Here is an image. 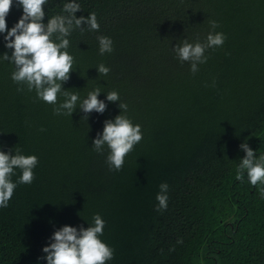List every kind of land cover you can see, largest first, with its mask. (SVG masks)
Wrapping results in <instances>:
<instances>
[{
    "label": "trees",
    "instance_id": "trees-1",
    "mask_svg": "<svg viewBox=\"0 0 264 264\" xmlns=\"http://www.w3.org/2000/svg\"><path fill=\"white\" fill-rule=\"evenodd\" d=\"M68 2L48 0L43 22L67 15ZM75 2L76 17L96 13L99 30L82 25L67 37L74 64L62 87L81 101L99 87L107 107L87 120L80 109L55 115L0 58V150L38 158L33 182L18 183L0 208V264H47L42 249L53 232L93 226L97 214L105 221L99 238L114 249L106 264H264V185L236 179L241 143L264 157V0ZM21 15L13 0L7 28ZM209 21L226 40L192 74L173 47L205 43ZM5 34L0 54L10 56ZM100 36L112 39L111 53H99ZM101 64L107 75L97 72ZM112 91L119 102L107 101ZM119 114L140 125L142 139L116 171L107 145L97 153L92 141ZM20 175L15 169L12 181ZM161 183L169 199L158 212Z\"/></svg>",
    "mask_w": 264,
    "mask_h": 264
},
{
    "label": "clouds",
    "instance_id": "clouds-1",
    "mask_svg": "<svg viewBox=\"0 0 264 264\" xmlns=\"http://www.w3.org/2000/svg\"><path fill=\"white\" fill-rule=\"evenodd\" d=\"M48 0H17L22 7V15L11 29L7 28L6 16L9 14L13 0H0V34L4 35L5 48L11 49L8 53L0 54V58L14 64L15 71L12 80L27 87L28 91L35 90L37 97L42 101L55 105V115L71 116L74 111L80 109L87 120V114L103 113L106 110L104 101L98 99L102 92L99 87L89 92L87 97L80 100L78 93H71L62 87L70 79L73 71L74 57L67 49L70 41L67 39L71 33L79 29L81 32L88 30H99L96 13L76 17L75 13L81 11V5L72 2L63 5V12L67 15H55L44 23L46 16L44 11ZM210 31L206 42L189 43L184 40L182 45L173 47L181 62L190 63V71L195 74L199 71V65L207 62L205 55L207 49L222 47L226 36L215 32L219 26L216 21H209ZM86 25V27H82ZM58 41V42H57ZM99 53H111L113 41L110 37L100 36ZM99 74L107 75L108 67L101 64L96 69ZM213 86L215 82L213 81ZM23 91V88H18ZM63 96L62 102L59 97ZM109 102H119V94L112 91L106 94ZM79 102V107L77 106ZM120 110L127 111V104L119 103ZM121 113V112H120ZM142 139L140 125H134L126 115H117L112 120H105L102 133L92 141L94 151L103 153L105 145L109 149L107 163L109 170L119 171L123 167L124 158L131 152L134 146ZM245 153L237 168L236 179L243 181L245 174L252 186L264 185V157L256 159L254 152L246 142L239 146ZM0 150V208L8 207V202L13 196L17 184H31L35 178L33 169L38 163L35 155L25 156L20 149L15 154ZM15 169L21 170L17 182L12 181ZM160 192L156 196L158 206L156 211L160 212L168 206V184L159 185ZM261 196L264 197V187L260 188ZM94 225L79 229L72 226H63L55 230L50 237L51 242L42 249L46 255L43 259L47 264H106L113 259L114 249L106 245L99 238L103 235L105 221L100 215L93 217ZM178 239L177 243H182ZM174 249H170L172 251Z\"/></svg>",
    "mask_w": 264,
    "mask_h": 264
}]
</instances>
